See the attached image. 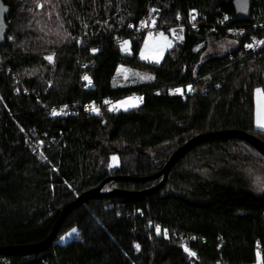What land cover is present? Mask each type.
I'll list each match as a JSON object with an SVG mask.
<instances>
[{
	"label": "trees",
	"instance_id": "1",
	"mask_svg": "<svg viewBox=\"0 0 264 264\" xmlns=\"http://www.w3.org/2000/svg\"><path fill=\"white\" fill-rule=\"evenodd\" d=\"M234 2L0 0L10 9L0 44V247L44 240L65 205L107 179L105 192L155 187L162 177L112 178L155 175L198 135L238 130L264 143V130L254 126L264 52L234 57L251 38L264 36V27H252L264 23V0H250L249 18L230 23ZM150 10L164 31L179 18L197 24L196 31H180L160 64L138 59L144 36L133 38L128 28ZM222 14L228 20L217 26ZM226 27L243 32L230 35ZM121 36L129 53L113 44ZM220 40L233 47L207 54L209 43ZM122 68L147 80L117 85ZM167 89L185 97L157 96ZM131 95L138 106L102 116L50 117L47 109L82 111L88 103ZM255 163L264 157L240 139L201 143L175 163L161 189L90 200L65 218L44 252L0 256V264H264V190L251 191L239 169Z\"/></svg>",
	"mask_w": 264,
	"mask_h": 264
},
{
	"label": "water",
	"instance_id": "2",
	"mask_svg": "<svg viewBox=\"0 0 264 264\" xmlns=\"http://www.w3.org/2000/svg\"><path fill=\"white\" fill-rule=\"evenodd\" d=\"M250 6H251L250 0H235L234 2L235 16L230 21V23H238V22L246 21L250 16ZM9 11L10 9L8 7L3 6L0 3V44L3 43L4 38L7 34L8 29L6 24L4 23V18L6 15H8ZM230 138H235L245 141L247 144H249L253 149H255L259 154H261L264 157V143L259 139H257L256 137L251 136L242 131L226 130L215 133H206V134L198 135L192 138L191 140H189L188 142H186L180 148H178L169 157L163 168L155 175L142 177V178H130V177L112 178V180L114 181L128 180L130 182H147L162 177L160 183L157 184L155 187L140 192H132V191L119 190V189H114L105 192L103 190V187L110 180L107 179L98 187L80 194L79 196L76 197L74 201L65 205L61 209L60 214L56 219L49 235L44 240L27 245L0 247V256H26V255L38 254L44 252L47 248H49L52 245L61 224L74 209L82 206L83 204H85L90 200H98L107 196L143 197L148 194L154 193L164 186L170 169L175 165V163H177L180 159H182L190 150H192L199 144L207 141H213L218 139H230Z\"/></svg>",
	"mask_w": 264,
	"mask_h": 264
},
{
	"label": "rangeland",
	"instance_id": "3",
	"mask_svg": "<svg viewBox=\"0 0 264 264\" xmlns=\"http://www.w3.org/2000/svg\"><path fill=\"white\" fill-rule=\"evenodd\" d=\"M151 11L152 10H150L149 12ZM180 31L182 30H179V33ZM173 45H174V38H173V32L171 30L169 31L159 30L157 36H153L152 34L146 33L139 48L138 59L142 62L149 64H160L161 61L163 60L165 53L171 50ZM232 47H233V42L230 40L211 41L209 43L206 53L207 54L224 53L230 50ZM124 50L122 49V51ZM129 52L130 51H127V53ZM87 79L89 80L88 77ZM146 80L147 77L144 76L143 74H140L136 71L127 68H122L119 70L117 74L116 84L131 85ZM121 102H127V103L122 105ZM132 103L134 104V107L140 104L137 96L131 95V96H127L126 98L117 100L115 104V108L117 110L128 108L131 105H133ZM36 143L38 145L41 144L40 142H36ZM113 157H115V159H113ZM117 166H118V159L116 156H112L109 162V168L115 169ZM239 169L241 170L243 178L248 183L251 191H253L256 194H259L264 190V163L243 165L239 167ZM72 234L73 231L68 232L62 237L61 241L65 242L69 240Z\"/></svg>",
	"mask_w": 264,
	"mask_h": 264
},
{
	"label": "built area",
	"instance_id": "4",
	"mask_svg": "<svg viewBox=\"0 0 264 264\" xmlns=\"http://www.w3.org/2000/svg\"><path fill=\"white\" fill-rule=\"evenodd\" d=\"M152 12H148L147 15H145L142 20L137 24V26L129 25V29L133 31V38L139 39L140 37L144 36L146 33L152 34L153 36H157L159 29L156 25H154V19L152 17ZM193 18V17H192ZM228 16L226 14H222V16L217 19L216 25L217 26H224V23L227 22ZM185 27L190 28L192 31L197 30V24L193 21H190L188 24H184L182 20L179 18L177 23L174 24L173 26H170L168 28V31L171 30L173 32V38L175 40L180 39V33L179 30H183ZM252 27L254 29H259L264 27V23H253ZM226 32L230 35L232 34H241L243 32L242 27H226ZM126 42V43H125ZM114 46L118 47L123 53H127L129 51V40L123 36L121 37H115L113 41ZM248 45H251V47H248ZM259 51L264 52V36L262 37H254L251 38V40L246 43L241 49L237 51V53L234 55V57L237 60H242L245 58L248 54H254ZM231 59L233 57H230ZM85 79L84 81L86 82V88H89L92 86L91 83H89L90 80ZM179 89H167L166 91H158L156 94L157 96H160L161 94H166L168 96H173V95H180L181 97H185V95L182 93L181 90L177 91ZM106 101L108 103H106ZM140 102V100H139ZM116 101L110 98H107L103 103L101 104H95V103H88L84 106L82 111L79 110H70L66 106H61V107H48V113L50 117H64L68 115L72 116H78L80 113L84 114H93L97 116H102L105 111L107 112H115L117 109L115 108ZM113 108L114 110L110 111L109 109ZM56 112L54 115L53 112ZM34 149L39 150L40 145L35 143ZM258 250V246L256 248Z\"/></svg>",
	"mask_w": 264,
	"mask_h": 264
},
{
	"label": "crops",
	"instance_id": "5",
	"mask_svg": "<svg viewBox=\"0 0 264 264\" xmlns=\"http://www.w3.org/2000/svg\"><path fill=\"white\" fill-rule=\"evenodd\" d=\"M257 89H260V88H257ZM257 89L254 90V126L256 129H259L256 127V121H257L258 114L262 118H264V94H263L261 89H260L261 90L260 93H257V91H256ZM133 107L134 106H130L128 108H124V109H120V110H128V109H131ZM259 130H262V129H259Z\"/></svg>",
	"mask_w": 264,
	"mask_h": 264
},
{
	"label": "snow or ice",
	"instance_id": "6",
	"mask_svg": "<svg viewBox=\"0 0 264 264\" xmlns=\"http://www.w3.org/2000/svg\"><path fill=\"white\" fill-rule=\"evenodd\" d=\"M125 43H126V42H125ZM248 47H251V45H248ZM48 59L51 60L52 58H51V57H48ZM150 78H151V77H149V79H150ZM85 79H87V77H85ZM89 83H91V81H89ZM177 91H179V90H177ZM256 91H257V93H260L261 90H260V89H257ZM106 103H108V102L106 101ZM121 103H122V105H123V104H126L127 102H121ZM131 106H134V105H131ZM109 110L112 111V110H114V109H113V108H110ZM53 114L55 115L56 112L54 111ZM256 127L259 128V129L264 130V118H262L259 114H258V116H257ZM113 159H115V157H113ZM75 231H76V230L73 229V232H75ZM159 231H160V229L157 228V232H159ZM186 251H187V249H186Z\"/></svg>",
	"mask_w": 264,
	"mask_h": 264
}]
</instances>
